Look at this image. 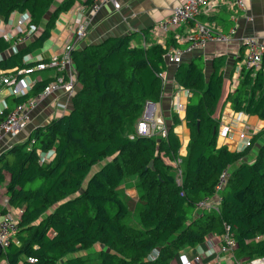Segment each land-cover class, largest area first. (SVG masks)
Wrapping results in <instances>:
<instances>
[{
  "label": "trees",
  "instance_id": "obj_1",
  "mask_svg": "<svg viewBox=\"0 0 264 264\" xmlns=\"http://www.w3.org/2000/svg\"><path fill=\"white\" fill-rule=\"evenodd\" d=\"M74 1L62 0L49 12L54 0H0L3 22L12 12L27 11L30 23L41 28L15 52L7 53L15 39L0 36V71L36 64L38 60L24 57L48 39L58 13ZM92 1L84 3L89 6ZM213 15L209 21L213 22ZM133 34L108 36L74 48L76 91L68 111L33 127L22 141L0 153V184L8 175L6 204L21 210L16 231L0 251V261L172 264L178 251L221 234L225 224L237 242L236 259L264 255V125L241 150H232L217 145L220 123L215 115L223 100L234 112L264 120V54L259 69L242 65L236 86L226 92L224 56L212 59L208 75L201 56L173 63L174 84L189 93L182 117L188 140L181 155L182 142L174 130L181 120L177 113H171L164 137L135 131L146 102L161 100L159 73L167 67L166 49L180 45L174 36L163 45H137L131 41ZM52 79L35 81L24 95H7L0 122ZM164 157L181 158L180 184L175 181L176 168ZM91 168L94 171L86 179ZM223 170L227 179L219 210L197 208L200 200L215 194ZM125 180H133L137 189L140 227L125 221L129 208L120 196ZM110 205L115 206L114 212ZM88 249L91 253H80Z\"/></svg>",
  "mask_w": 264,
  "mask_h": 264
},
{
  "label": "crops",
  "instance_id": "obj_2",
  "mask_svg": "<svg viewBox=\"0 0 264 264\" xmlns=\"http://www.w3.org/2000/svg\"><path fill=\"white\" fill-rule=\"evenodd\" d=\"M62 0H54L53 7L49 12L53 10L56 4ZM120 7L114 9L110 3H103L95 13L91 14L90 7L84 3V0H75L72 6L68 10L60 11L55 19L54 26L50 31V36L45 41L49 40L51 43L48 47H43L45 41L38 51L32 52V58L35 57L48 59L51 55H60L62 53L64 44L67 40L73 38L72 30L74 27V21L76 16L82 14L83 19L86 22V32L82 40L76 44L75 49H79L86 44L98 42L108 36H117L134 33L131 39L132 43L137 45H149L157 42L150 32L152 25L164 18H166L171 9L182 2L183 0H118ZM215 5V10L209 14H200L199 20L206 21L210 24L214 31L221 32L227 38L224 41H210L201 48H196L191 52H186L182 55V60H189L196 56H201L204 61V71L206 75L211 71V61L214 57L224 56L225 64L222 68L224 75L223 92L228 89L233 90L238 81V75L242 66V57L246 48V39L255 37L260 40L264 36V0H242V8L235 6V0H211ZM214 14V15H213ZM213 15V22L209 21L208 17ZM19 17L18 12H12L10 15V25L7 26L3 22L4 30L10 31L15 37L16 48H20L31 38L35 37L41 31L40 27H37L35 33H32L29 37L22 36L18 40V34L12 30L13 26ZM190 23H183L177 27L168 30L164 36V42L167 39H172V36L176 39V36L181 39L177 42L180 47H184L182 44V37L187 35ZM234 32L231 33V29ZM145 29L147 31L143 32ZM143 30V31H142ZM168 35V36H167ZM158 43V42H157ZM11 52V49L7 50V53ZM35 56V57H34ZM48 70L45 75H38L32 80H42L51 78L56 74L54 69ZM40 71V70H38ZM175 71V65H167L165 74L166 82L163 84V92L161 100L157 103L149 102L156 108L155 113L162 114L161 118L166 122L167 126L171 124V113L175 112L178 115L180 111L176 110V102L181 103L183 106L188 101L189 93L182 88H179L173 82V76ZM34 73V72H33ZM32 74V73H31ZM4 90L3 88L0 89ZM9 95V94H7ZM5 96L0 105L4 107V103L8 96ZM71 97L67 96L63 91H55L49 96L43 98L38 105L32 110L31 118L26 129L19 135L12 139H4L1 143L0 153L7 150L14 142L22 141L26 134L35 126L42 125L52 118L62 115L70 108ZM227 107L230 109L229 103L220 101L215 115L219 116V131L217 137V145H226L229 149L241 150L245 145V140L239 137L241 132L246 133L251 137L256 133L263 125L264 120L259 119L257 116L251 119L252 124H248L251 115L243 112H234L233 114L223 113V109ZM160 114V115H161ZM254 116V115H253ZM181 118L180 123L175 126L174 130L178 133V136L182 142L180 148V154H185L184 138L188 140V129L185 126L184 120ZM230 125V132L226 135L220 133L221 126ZM241 125V126H240ZM248 133V134H247ZM51 153V152H50ZM255 149L250 151L249 156L254 157ZM49 156V153H48ZM166 163H171L167 157L163 158ZM8 175L5 177V181L0 184V215L2 213L3 204L5 203L4 185L7 182ZM132 187V186H131ZM134 192L130 189L128 192ZM197 253L199 255V261L194 264H227V259L219 252V245L209 247L207 240L194 247H185L177 252L176 256L172 260V264H181L182 256L193 255ZM0 264H6L4 260L0 261Z\"/></svg>",
  "mask_w": 264,
  "mask_h": 264
},
{
  "label": "built area",
  "instance_id": "obj_3",
  "mask_svg": "<svg viewBox=\"0 0 264 264\" xmlns=\"http://www.w3.org/2000/svg\"><path fill=\"white\" fill-rule=\"evenodd\" d=\"M110 3L114 9L120 7L118 0H93L89 5L91 14L95 13L103 3ZM235 6L242 8V0H235ZM215 5L211 0H183L182 2L175 5L170 14L157 22H155L150 32L156 41L160 44L164 39V36L168 30L177 27L183 23H190L187 31V35L182 37V44L184 47H174L169 46L165 53L164 58L166 65L178 63L182 55L186 52H191L196 48L203 47L206 43L210 41H224L226 36L221 32L214 31L210 24L206 21H200L199 15L209 14L215 10ZM74 27L72 30L73 38L65 42L62 53L60 55H51L48 59L43 61V58L35 57L38 60L36 64L28 67H15L7 71H0V89H7L8 93L14 96L24 95L31 86L37 81V79L32 80L29 75L38 70L44 69H54L56 74L54 79L49 81L41 91L37 94L29 97L23 102L16 104L5 116V118L0 122V145L4 139H12L13 137L19 135L23 132L31 118V112L35 109L38 103L45 97L49 96L55 91H63L67 96L72 97L76 91V72L73 68V63L71 60V51L74 49L76 44H78L85 35L86 32V22L82 17V14H78L74 21ZM37 27L30 23L28 12L19 13V17L16 24L13 26L14 30L18 34V40L22 36L29 37L32 33H35ZM235 28H232L231 33L234 32ZM0 36L5 40H14V36L10 31L4 30L3 22L0 21ZM178 36H176V41L179 42ZM246 48L242 57V65L245 67H252L254 69H259L261 67V60L264 54V36L260 40L255 37H250L246 39ZM15 41H13L10 47L12 52L16 51L14 46ZM163 45V44H162ZM26 60H33L32 55H29ZM166 70V69H165ZM165 70L160 71L159 76L162 78L163 84L166 82ZM264 70V68H263ZM187 91V90H186ZM188 92V91H187ZM149 104V101L146 102ZM145 104V105H146ZM176 110L179 111L184 109V106L176 102ZM3 109L0 106V112ZM166 125L163 124V120L159 117L155 118L147 117L145 110L143 109L142 115L137 119L136 133L145 136H157L156 132L160 135L157 137H164L166 135ZM231 126L224 125L221 126L220 133L228 134L230 132ZM248 134V133H247ZM239 137L244 139L247 137L246 133L241 132ZM249 139L245 140V144H248ZM173 162V166L176 168L175 181L177 184L181 183V170L178 168L180 163V157H177ZM227 171L223 170L218 177V181L215 185V194L211 197H206L197 203V208H205L208 210L214 209L219 210L221 203L220 192L226 183ZM5 212L0 215V246L3 249L8 245L10 238L16 231L17 222L21 210L16 208L8 207L5 203ZM207 242L210 247L219 245V252L223 257L227 259V264H264V255L248 258V259H236L233 255L234 249L237 247V242L233 237L230 227L224 225V231L217 235L212 234L207 238ZM154 252L150 258L155 256ZM29 261H35V258H28ZM199 261V255L194 254L191 258L184 254L181 259V264H194V262Z\"/></svg>",
  "mask_w": 264,
  "mask_h": 264
},
{
  "label": "rangeland",
  "instance_id": "obj_4",
  "mask_svg": "<svg viewBox=\"0 0 264 264\" xmlns=\"http://www.w3.org/2000/svg\"><path fill=\"white\" fill-rule=\"evenodd\" d=\"M10 19H9V21L8 22H6V25L7 26H9L10 25ZM51 42L49 41V40H47V41H45V43H44V45H43V47L42 48H40V49H44V48H46V47H48V44H50ZM36 51H38V47L36 48V49H34L33 50V52H36ZM29 55H31V54H28V55H26L25 57H24V59L26 60L27 58H28V56ZM33 60H35V59H33ZM48 73V70H46V71H44V70H40V71H36V72H34V73H32V74H30L29 75V77L30 78H34V77H36V76H38V75H45V74H47ZM7 94H9L8 93V91H7V89H4V90H1L0 91V101L2 102V100L4 99V97L7 95ZM1 106V105H0ZM154 105L153 104H146V105H144V110H145V114H146V116L147 117H152V115H154V117L155 118H157L158 116L160 117H162V114L160 115V114H158L157 112L155 113V110H156V108L154 109ZM143 112V111H142ZM228 113V114H233V110H231V108L229 109V108H227V107H225L224 109H223V113ZM142 115V114H141ZM181 117L183 116V111L181 110L180 111V114H179ZM60 116V115H59ZM139 118V117H138ZM253 118H255V116H253V115H251V117H250V121H248L247 123L248 124H252L251 123V119H253ZM163 124L164 125H166V129L165 130H167V124H166V122H164L163 121ZM136 126H137V120H136V122H135V131H136ZM241 126V125H240ZM155 135H160L159 134V132H156L155 133ZM145 136V135H144ZM250 137L247 135V137L245 138V140H247V139H249ZM184 144H186V142H187V138L185 137L184 139ZM0 147H1V145H0ZM9 148V147H8ZM7 148V149H8ZM232 150H235L234 148H232ZM180 162H181V158H180ZM169 163V162H168ZM170 165L171 164H173V162L172 163H169ZM93 171H94V168H91V170L88 172V174H87V177H86V179L93 173ZM132 186V187H131ZM130 189H132V190H134V192L132 191V192H128ZM136 188H135V185H134V181L133 180H125L124 182H123V184L121 185V187H120V196H121V198L125 201V203L127 204V206H128V208H129V214H128V216L126 217V223L128 224V225H131V226H134V227H140L141 226V224H140V220H139V214H138V207H139V205H137L136 206V200H137V196H136ZM199 209H201V208H199ZM203 209H205V208H203ZM109 210L111 211V212H114L115 210H116V208H115V206L114 205H110L109 206ZM207 239H205L204 241H206ZM207 245L209 246V243L207 242ZM210 247V246H209ZM91 249H88V250H86V251H81L80 253L81 254H86V253H91ZM195 254H197V253H195ZM194 255V254H193ZM193 255H187L189 258H191Z\"/></svg>",
  "mask_w": 264,
  "mask_h": 264
},
{
  "label": "water",
  "instance_id": "obj_5",
  "mask_svg": "<svg viewBox=\"0 0 264 264\" xmlns=\"http://www.w3.org/2000/svg\"><path fill=\"white\" fill-rule=\"evenodd\" d=\"M2 250L1 246H0V251Z\"/></svg>",
  "mask_w": 264,
  "mask_h": 264
},
{
  "label": "bare ground",
  "instance_id": "obj_6",
  "mask_svg": "<svg viewBox=\"0 0 264 264\" xmlns=\"http://www.w3.org/2000/svg\"><path fill=\"white\" fill-rule=\"evenodd\" d=\"M214 195V194H213Z\"/></svg>",
  "mask_w": 264,
  "mask_h": 264
}]
</instances>
